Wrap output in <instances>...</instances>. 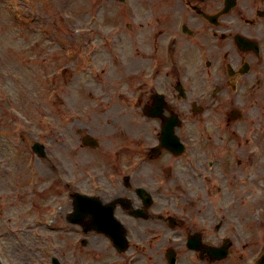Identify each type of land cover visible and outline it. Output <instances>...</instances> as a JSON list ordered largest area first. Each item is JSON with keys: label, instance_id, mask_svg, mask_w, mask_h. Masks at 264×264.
Instances as JSON below:
<instances>
[{"label": "flooded vegetation", "instance_id": "af4514ba", "mask_svg": "<svg viewBox=\"0 0 264 264\" xmlns=\"http://www.w3.org/2000/svg\"><path fill=\"white\" fill-rule=\"evenodd\" d=\"M223 2L131 0L119 13L125 26L107 27L103 21L105 32L81 34L84 45L106 39L110 49L93 52L99 79L94 84L103 90L92 93L93 102L71 98L68 86L63 96L47 102L44 172L46 191L61 205L58 231L67 237L52 250L61 254V264H79L85 257L101 261L93 242L69 240L68 231L83 234L90 223V217L71 222L79 194L97 195L103 203L120 200L114 212L126 223L141 264H166L167 242L176 249L178 264H237L236 250L248 246L249 235L243 210L232 207L229 177L211 161L225 156L224 146L213 144L220 142L211 129L222 116H215L213 107L245 105L249 113L257 111L262 126L264 0H235L234 17L223 16ZM133 9L148 12L144 58H132L133 49L114 43L125 27L135 28ZM98 56H109L110 64L101 68ZM123 64L129 70L115 69L114 78L127 82L108 90L103 73ZM243 129L239 126L240 143H246L242 151L251 143L264 147L254 129L253 135ZM171 201L174 208L165 209ZM190 241L199 251L189 250ZM223 245L229 252L224 259L208 254L207 248Z\"/></svg>", "mask_w": 264, "mask_h": 264}, {"label": "rangeland", "instance_id": "374dc122", "mask_svg": "<svg viewBox=\"0 0 264 264\" xmlns=\"http://www.w3.org/2000/svg\"><path fill=\"white\" fill-rule=\"evenodd\" d=\"M20 1L23 5L21 9L22 14L17 15L19 8L16 7V0H0V91L4 96H13L15 103L27 107L30 106L26 101L19 100L24 98V90L29 92L28 95H31L33 90L45 92V89L42 88L41 85L37 88L36 82L41 79L43 81L46 79L45 76L48 71L47 64L49 59H52L51 56H48L49 49L52 47V45H50V39H58L56 42H60L61 37L65 38L64 34H71L69 41L76 42L72 33L76 32L79 27H85L87 19L93 17V14H99L107 27L117 23L125 26L126 19L119 13H123L128 9H118L113 6V4H107L104 8L102 6L99 8V0ZM129 15L131 20L135 23V28L130 29L125 27V32L114 38V43H117L118 46H120L121 43L122 45L120 48L129 47L131 50L138 49L139 52L134 53L132 50V58H134L139 54L142 55L143 50L146 49L145 40L147 31L143 26V22L148 12L145 10V13L142 14L135 12L133 9L131 13L129 11ZM94 17H96V15ZM98 21L99 20H96V22ZM109 42L110 41L106 39H101L96 41L95 44L99 45V49L104 53L106 52L105 50L110 49L108 46ZM144 56L145 54L142 55V58H144ZM53 58L54 61L50 62L51 65L56 67V70L53 72L56 73V76H58L57 73L59 74L58 80H62L60 69L63 64V57L61 51H58ZM97 59L101 68L110 64L108 61L110 59L109 56H98ZM86 64L87 67L90 68V65L88 63ZM116 64L114 66H116ZM127 66L128 64H123L118 68L109 67V69L103 73L104 82L108 86V90L125 85L128 79L126 80L125 77L121 79L119 77L114 78V74L115 69H122L124 72L128 71L129 68ZM70 74L71 73L68 72L63 80L68 85L67 92L71 98L79 96L80 98H85L87 103H91L94 101L93 97H91L92 93L93 96H97V93H100V91L103 92L100 87L94 84V80L97 79L94 75L89 76L83 74L81 71H74L70 80ZM70 81L71 83L69 84ZM258 90V88L255 89L252 94L255 100L258 98ZM3 155L8 157L10 151L0 149V158H2ZM3 164L4 169H7L10 174L7 175L4 172H0V196H4L8 199L13 195L10 192H13L12 187H14L15 181L17 182L24 176H31V174L22 167V163L19 169L15 167L14 161L4 159ZM10 178L12 179L10 180ZM5 180L7 182H5ZM31 180L33 181V177L30 178L29 182L28 178L22 179L23 186L15 193L20 195L18 200H23L24 204L29 203L28 200L31 197ZM19 183L21 184V181H19ZM9 189H11V191ZM46 193L47 192L43 193L42 196H38L39 199L37 202L39 201V203L37 204V208H33L35 211L37 209L46 208L47 205H52L57 201L53 196L45 197ZM34 210L29 209L26 212H22L19 205L12 209V211L4 210L3 214L0 213V264H39V260L44 258L42 251H39V257L36 259L34 257L36 254L35 251L32 248L31 250L28 248V244L30 242L32 243L35 237H27V233H32L29 232L32 229V224H38L33 218ZM8 218L12 225L10 230L14 232L15 228H17L20 233L21 240L18 242L15 238L16 234H11V232L8 233L7 231L3 232L2 230V228H6L7 226L5 222H7ZM38 231L46 235L42 226L38 228ZM19 233L17 235H19ZM68 236L69 240H78L81 234L77 235V233L68 231ZM55 237L57 238V236ZM88 240L89 242H93L95 247L92 246V250L99 254L101 261L99 263L95 262L93 259H89V257H85L82 258L79 264H111L112 261L116 263L122 262V259L110 248L111 246L109 248L105 246L103 244L105 240L97 236V234H90ZM43 244L50 245V242L39 243V250H42L40 246ZM72 258L73 260L75 259V261L77 259L75 256ZM75 264H78V260Z\"/></svg>", "mask_w": 264, "mask_h": 264}, {"label": "water", "instance_id": "95a60500", "mask_svg": "<svg viewBox=\"0 0 264 264\" xmlns=\"http://www.w3.org/2000/svg\"><path fill=\"white\" fill-rule=\"evenodd\" d=\"M102 225L105 227L107 225V227H109V222H105V223H102Z\"/></svg>", "mask_w": 264, "mask_h": 264}]
</instances>
